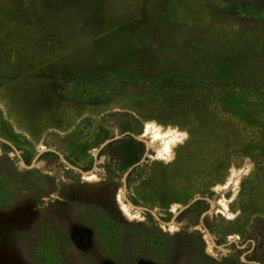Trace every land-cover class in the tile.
Here are the masks:
<instances>
[{"label":"rangeland","instance_id":"374dc122","mask_svg":"<svg viewBox=\"0 0 264 264\" xmlns=\"http://www.w3.org/2000/svg\"><path fill=\"white\" fill-rule=\"evenodd\" d=\"M0 264H264V0H0Z\"/></svg>","mask_w":264,"mask_h":264},{"label":"water","instance_id":"95a60500","mask_svg":"<svg viewBox=\"0 0 264 264\" xmlns=\"http://www.w3.org/2000/svg\"><path fill=\"white\" fill-rule=\"evenodd\" d=\"M111 140L107 141L109 143ZM9 143V142H8ZM13 148L18 152L17 148L12 144ZM127 190H128V183H127V178L123 179V191H124V196L127 197Z\"/></svg>","mask_w":264,"mask_h":264},{"label":"bare ground","instance_id":"6f19581e","mask_svg":"<svg viewBox=\"0 0 264 264\" xmlns=\"http://www.w3.org/2000/svg\"><path fill=\"white\" fill-rule=\"evenodd\" d=\"M149 125V124H148ZM156 129V128H155ZM171 132V131H170ZM159 132H157V134H158ZM167 135H168V133L167 132H165ZM163 134V133H162ZM172 134V133H171ZM178 134V133H177ZM159 135H160V133H159ZM170 138H172V137H170ZM180 138V137H179ZM174 139H175V137H174ZM181 139V138H180ZM179 139V140H180ZM182 140V139H181ZM170 143V142H169ZM168 143V144H169ZM173 144V143H172ZM166 151V150H165ZM167 151L169 152V148L167 147ZM167 153V152H166ZM161 156V155H160ZM163 156V155H162ZM165 157V156H164Z\"/></svg>","mask_w":264,"mask_h":264},{"label":"trees","instance_id":"16d2710c","mask_svg":"<svg viewBox=\"0 0 264 264\" xmlns=\"http://www.w3.org/2000/svg\"><path fill=\"white\" fill-rule=\"evenodd\" d=\"M77 78H80V76H77Z\"/></svg>","mask_w":264,"mask_h":264},{"label":"clouds","instance_id":"9594fccd","mask_svg":"<svg viewBox=\"0 0 264 264\" xmlns=\"http://www.w3.org/2000/svg\"><path fill=\"white\" fill-rule=\"evenodd\" d=\"M184 135H186V133Z\"/></svg>","mask_w":264,"mask_h":264}]
</instances>
